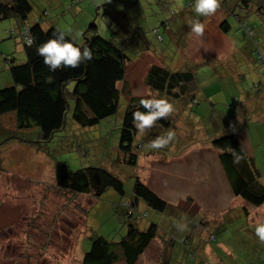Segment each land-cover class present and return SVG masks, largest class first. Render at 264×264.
<instances>
[{"label":"rangeland","instance_id":"374dc122","mask_svg":"<svg viewBox=\"0 0 264 264\" xmlns=\"http://www.w3.org/2000/svg\"><path fill=\"white\" fill-rule=\"evenodd\" d=\"M29 1L30 20L39 8L50 9L61 0ZM70 1L63 0L64 7ZM188 2L193 0H84L69 11L60 5L53 22L75 42L80 43L91 23L108 39L123 30L122 23L130 29L125 22H131L139 30L138 44H120L130 60L119 85L118 112L98 125L80 127L68 113L64 130L38 149L33 144L39 141L38 130L11 132V116L0 120V264H80L93 237L120 241L126 234L125 210L114 209L119 195L112 189L99 197L58 189L55 161L72 170L104 167L123 182L126 198L139 178L167 203L161 213L138 207L136 212L147 214H135L132 223L140 230L155 224L158 234L145 260L134 264H161L164 258L167 264H264V242L253 231L264 222L258 220L263 207L233 195L219 152L210 144L215 136L235 134L244 151L253 153L264 183V63L258 60V54L264 59V12L257 16L255 7L241 11L238 0H221L213 15L199 18L205 31L197 36L191 31L197 14ZM223 20L229 24L227 32L220 29ZM12 25L0 21V51L22 64L25 59L15 52L14 40L5 35ZM1 55L3 88L9 64ZM151 65L191 70L196 87L192 95L171 101L170 126L138 131L137 163L130 166L118 150L122 117L127 97L149 93L143 79ZM169 132L175 135L168 145L151 147Z\"/></svg>","mask_w":264,"mask_h":264},{"label":"trees","instance_id":"16d2710c","mask_svg":"<svg viewBox=\"0 0 264 264\" xmlns=\"http://www.w3.org/2000/svg\"><path fill=\"white\" fill-rule=\"evenodd\" d=\"M83 1L71 0L70 6L68 3L65 7L63 0L59 4L55 1L50 9L39 8L38 13L29 20L32 12L29 0H0V21L13 22V25L5 30V35L14 40L15 52H18L17 46L22 48L23 53L19 54H23L22 57L25 59L24 63L16 64L13 57L10 61L8 56L5 58L9 62L11 82L6 87H0V120L11 116L10 123L13 125H5L11 132H14V129L38 130L39 141L33 142L38 145V149L42 148L41 143L51 141L56 133L64 130L68 113L75 124L90 128L118 112L122 96L119 85L123 84L126 63L130 60L120 44L126 42L136 44L139 38V30L134 29L131 22H125L131 30L128 28L126 30L122 23L123 30L113 32L114 37L108 39L100 35L95 24L87 26L82 31L80 43H75L86 44L93 51V59L81 62L76 68L61 67L56 71H50L37 50L38 45L52 38L56 30H61L57 28L52 18L58 15L60 5L63 11H69L70 7ZM251 7L256 8L257 16L261 15V11L264 12V0H238V8L241 11H247ZM50 10H53L52 15ZM234 16L242 23V16L236 14ZM46 25L47 31L44 30ZM162 26L164 29L167 28L164 24ZM241 27H245V24H241ZM229 28V24L223 20L220 29L227 32ZM29 36L35 38L31 46L25 43ZM4 56L5 54L3 59ZM258 60L264 63L259 54ZM143 82L149 93L141 97H127L128 104L122 117L118 140V150L122 154L123 163L130 166H135L138 158L134 145L138 130L133 121V112L138 108L146 111L140 108V99L158 92L160 96H166L170 101H174L192 95L193 88L196 87L191 70L173 71L159 65H151L147 69ZM172 120L174 116L170 113L167 117L160 118L156 125L168 127ZM149 136L152 139L154 135ZM210 144L219 152L217 160L223 168L233 195L241 197L255 207L264 206V183L260 170L255 160L246 154L237 136L221 134L215 136ZM54 177L58 189L73 194L93 192L99 197L107 189H112L120 197L115 211L125 210L127 230L122 239L113 241L100 236L93 237L91 246L80 264H114L121 260L125 264H134L157 238L158 227L155 224L140 230L132 223L135 214H138V218L147 214V211L136 212L140 204L160 213L167 206V203L139 178H135L131 194L126 198L123 182L104 167L90 165L72 170L66 162L55 161ZM161 264H167V261L162 260ZM199 264L206 263L200 261Z\"/></svg>","mask_w":264,"mask_h":264},{"label":"clouds","instance_id":"9594fccd","mask_svg":"<svg viewBox=\"0 0 264 264\" xmlns=\"http://www.w3.org/2000/svg\"><path fill=\"white\" fill-rule=\"evenodd\" d=\"M221 0H193V11L197 14L191 22V31L197 36H202L205 31V25L200 21L202 16L213 15L220 7ZM48 26L44 27L47 31ZM35 41L34 37L29 36L25 43L31 46ZM38 53L43 59V63L48 66L50 71L64 67L76 68L81 62L93 59V51L86 44H76L63 30H56L53 37L38 45ZM140 108L133 112V121L138 131L143 134L146 129L152 128L160 118L167 117L174 111V104L159 93L151 94L148 98H142L139 101ZM173 132L166 136H161L152 141V148H163L172 141ZM186 228V225H181ZM255 236L259 241L264 242V222H258L253 228Z\"/></svg>","mask_w":264,"mask_h":264},{"label":"crops","instance_id":"0c3cea01","mask_svg":"<svg viewBox=\"0 0 264 264\" xmlns=\"http://www.w3.org/2000/svg\"><path fill=\"white\" fill-rule=\"evenodd\" d=\"M173 12V11H172ZM171 12V14H174V12L172 13ZM79 30V29H78ZM136 44H138V42L136 43ZM17 51H18V53H23L22 52V48L20 47V46H17ZM2 51H0V53H1ZM4 54H6V53H4ZM21 55V54H20ZM6 56H8V55H5L4 56V59H3V55L1 56L2 57V59L4 60V62H7V64L9 63L8 61H6L5 60V58H6ZM22 56H23V54H22ZM10 82H11V78H10V74H9V76H8V78H6V81H5V83L7 84V85H9L10 84ZM247 154V153H246ZM249 157H252L254 160H255V157L253 156V153H251V154H247ZM36 158H41V157H36ZM261 173V172H260ZM261 180H262V175H261ZM260 207H263V212H264V206H260ZM247 214V213H246ZM264 218V215H262V216H260V217H258V220H262ZM152 243V242H151ZM151 243H150V245H151ZM149 245V246H150ZM149 246H148V248L147 249H145L144 250V252L140 255V257L138 258V260L137 261H144L145 260V258H144V254L148 251V249H149ZM165 252V251H164ZM164 252H162V254L164 255ZM150 258H152V257H150ZM162 260H165V258L164 259H162ZM136 261V262H137Z\"/></svg>","mask_w":264,"mask_h":264}]
</instances>
